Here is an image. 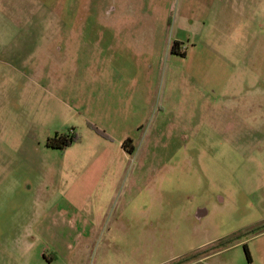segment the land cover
Segmentation results:
<instances>
[{"label": "rangeland", "instance_id": "obj_1", "mask_svg": "<svg viewBox=\"0 0 264 264\" xmlns=\"http://www.w3.org/2000/svg\"><path fill=\"white\" fill-rule=\"evenodd\" d=\"M0 264H264V0H0Z\"/></svg>", "mask_w": 264, "mask_h": 264}, {"label": "trees", "instance_id": "obj_2", "mask_svg": "<svg viewBox=\"0 0 264 264\" xmlns=\"http://www.w3.org/2000/svg\"><path fill=\"white\" fill-rule=\"evenodd\" d=\"M179 43L177 41H175L172 46H171V53L174 54H178L180 56H182V53H177L176 52V48L178 47ZM96 134L102 136V137H107L105 136L102 132H100L97 128H92ZM79 136L78 134L72 130L71 133H67L64 132L60 135L55 134L52 138H48L47 139V146L58 149V150H62L66 147H69L73 142H76L78 140ZM121 147L124 149V151H126L128 154H131L134 151V145L132 143V139L127 137L125 138L122 143H121ZM260 226H256L255 229H257ZM254 228L251 230H255Z\"/></svg>", "mask_w": 264, "mask_h": 264}, {"label": "crops", "instance_id": "obj_3", "mask_svg": "<svg viewBox=\"0 0 264 264\" xmlns=\"http://www.w3.org/2000/svg\"><path fill=\"white\" fill-rule=\"evenodd\" d=\"M181 40H177V42L179 43V44H182V42H180ZM172 54V53H171ZM122 148V147H121ZM134 152V151H133ZM132 152V153H133ZM56 251V250H55ZM54 257V256H53Z\"/></svg>", "mask_w": 264, "mask_h": 264}, {"label": "flooded vegetation", "instance_id": "obj_4", "mask_svg": "<svg viewBox=\"0 0 264 264\" xmlns=\"http://www.w3.org/2000/svg\"><path fill=\"white\" fill-rule=\"evenodd\" d=\"M72 132V130L71 131H69V132H67V133H71Z\"/></svg>", "mask_w": 264, "mask_h": 264}]
</instances>
